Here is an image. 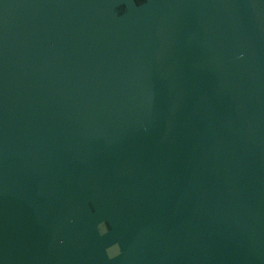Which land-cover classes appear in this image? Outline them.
I'll use <instances>...</instances> for the list:
<instances>
[{
    "label": "water",
    "instance_id": "obj_1",
    "mask_svg": "<svg viewBox=\"0 0 264 264\" xmlns=\"http://www.w3.org/2000/svg\"><path fill=\"white\" fill-rule=\"evenodd\" d=\"M0 264H264V0H0Z\"/></svg>",
    "mask_w": 264,
    "mask_h": 264
},
{
    "label": "clouds",
    "instance_id": "obj_2",
    "mask_svg": "<svg viewBox=\"0 0 264 264\" xmlns=\"http://www.w3.org/2000/svg\"><path fill=\"white\" fill-rule=\"evenodd\" d=\"M97 233L100 237H104L108 234L109 228L106 222L101 221L96 225ZM62 243V241H61ZM122 254L121 245L119 242L112 243L105 249V255L108 260H115Z\"/></svg>",
    "mask_w": 264,
    "mask_h": 264
}]
</instances>
